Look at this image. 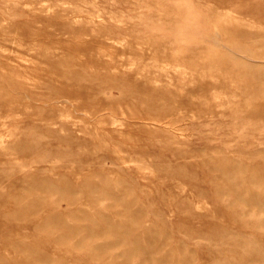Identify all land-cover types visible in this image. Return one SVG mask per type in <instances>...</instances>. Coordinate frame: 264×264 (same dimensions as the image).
Wrapping results in <instances>:
<instances>
[{
	"label": "rangeland",
	"instance_id": "1",
	"mask_svg": "<svg viewBox=\"0 0 264 264\" xmlns=\"http://www.w3.org/2000/svg\"><path fill=\"white\" fill-rule=\"evenodd\" d=\"M0 191V264H264V0H0Z\"/></svg>",
	"mask_w": 264,
	"mask_h": 264
},
{
	"label": "bare ground",
	"instance_id": "2",
	"mask_svg": "<svg viewBox=\"0 0 264 264\" xmlns=\"http://www.w3.org/2000/svg\"><path fill=\"white\" fill-rule=\"evenodd\" d=\"M191 95V94H190ZM188 97V96H187ZM30 101V100H29ZM181 115V114H180ZM85 116V115H84ZM4 149V148H3ZM20 155V154H19ZM14 185V184H13ZM13 190V189H12ZM1 192V191H0ZM63 192V191H62ZM74 192V191H73ZM12 205V204H11ZM2 210V209H1ZM82 211V210H81ZM11 212V211H10ZM136 215V214H135ZM8 218V217H7ZM19 218H21V216L19 217ZM9 219V218H8ZM105 221H107V220H105ZM55 222V221H54ZM53 223V222H52ZM71 225V224H70ZM100 225V224H99ZM64 226V225H63ZM128 230H130V228H128ZM125 233V232H124ZM96 236V235H95ZM125 242V241H124ZM128 245V244H127ZM22 246H23V243H22ZM15 247V246H14ZM27 249V248H26ZM21 250V249H20ZM24 250V249H23ZM103 250V249H102ZM22 252V251H21ZM31 252H33V251H31ZM138 254V253H137ZM2 256V255H1ZM170 256V255H169ZM39 258V257H38ZM38 258H37V260H38ZM43 260V259H42ZM51 262V261H50ZM47 263H49L48 261H47ZM6 264V263H5Z\"/></svg>",
	"mask_w": 264,
	"mask_h": 264
}]
</instances>
